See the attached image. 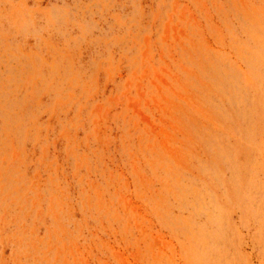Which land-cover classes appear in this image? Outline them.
Segmentation results:
<instances>
[{
    "label": "rangeland",
    "instance_id": "rangeland-1",
    "mask_svg": "<svg viewBox=\"0 0 264 264\" xmlns=\"http://www.w3.org/2000/svg\"><path fill=\"white\" fill-rule=\"evenodd\" d=\"M0 264H264V0H0Z\"/></svg>",
    "mask_w": 264,
    "mask_h": 264
}]
</instances>
